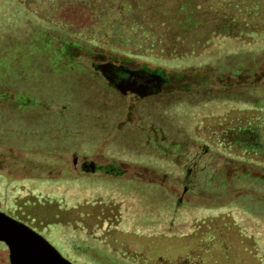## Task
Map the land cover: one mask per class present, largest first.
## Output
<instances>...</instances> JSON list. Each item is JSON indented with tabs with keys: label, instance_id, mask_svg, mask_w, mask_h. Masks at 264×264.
<instances>
[{
	"label": "trees",
	"instance_id": "16d2710c",
	"mask_svg": "<svg viewBox=\"0 0 264 264\" xmlns=\"http://www.w3.org/2000/svg\"><path fill=\"white\" fill-rule=\"evenodd\" d=\"M60 1L67 4L58 7H93L94 29L91 32L80 29L72 21L42 15L32 8L45 7L55 0H0V7L4 8L0 18V75L14 73L18 78H26L32 87H59L65 94L58 97L59 109L53 111L50 103L36 108L41 100L30 95L14 99L8 95L9 88L0 85V117L12 119L8 121L12 122L8 133L14 134L16 140H25L27 135V142L34 145L49 148L47 144L60 143L82 157L92 155L106 136V126L112 123L114 98L99 85L76 74L72 66L83 68L78 60L86 53L95 54L98 48L128 55L141 52V37L147 34L172 36L183 47L182 53L172 59L181 66L187 61L194 68L192 73L174 71L172 101L168 95L156 103V108L169 116L176 133L171 135L167 127L159 125L154 135L150 124L141 138V133L122 135L121 140L113 142L110 151L129 149L126 154L117 153L119 157L126 155L128 163L165 169L172 166L180 175V184L184 187L185 182L189 183L192 195L221 188L225 193L231 190L235 198L226 206L206 207L179 200L170 206L162 188L156 196V188L147 183L138 188L131 182L121 184L112 178L93 180L82 176L68 181H45L50 189L62 188L60 195L65 194V198L28 194L17 200L19 204L10 211L43 229L46 222L42 221L45 217L41 216V208L45 205L57 207V212L63 208L71 215H76L80 207L85 208L83 215L98 207L127 209L133 214L130 225L143 212L158 211L162 216L165 212L172 213L170 218L160 220L172 219L177 226L183 222V212L189 210V214L195 215L194 224H198L190 244L210 257L217 250L228 251L234 244L229 226L232 218L237 222L239 219L258 222L262 228L258 237L243 238L245 248L264 245V0H135L137 7H146L147 11L140 10L137 17L130 18H123L133 7L129 0H98L94 4L89 1L86 5L82 0ZM140 29L143 31L139 33ZM122 42L128 48L121 47ZM42 70L52 74L49 82L44 83ZM21 116L29 118L32 127L13 128V118ZM150 144L162 152L139 153L141 147ZM189 146H193L192 151ZM171 147L172 152L165 150ZM111 166L121 170L117 162H111ZM79 180L84 182L82 189L74 183ZM38 182L35 179L29 184L32 187ZM153 197H157L155 201ZM205 209L216 211L214 222L200 218ZM71 223L68 221L67 225ZM70 235L75 253L84 256L90 255L104 239L103 235ZM77 239L83 244L79 245ZM206 257L205 264H210Z\"/></svg>",
	"mask_w": 264,
	"mask_h": 264
},
{
	"label": "rangeland",
	"instance_id": "374dc122",
	"mask_svg": "<svg viewBox=\"0 0 264 264\" xmlns=\"http://www.w3.org/2000/svg\"><path fill=\"white\" fill-rule=\"evenodd\" d=\"M53 3L46 4L45 7L32 8L34 10H39L42 15H56L60 19L64 18L68 21H72L76 23V25L80 29L90 32L94 29V23L91 21V17L87 12L90 9L89 7H58L67 4L61 2L60 0H55V2ZM83 3L84 0H82V4ZM3 9L4 8L0 7V18H2V15L4 14ZM0 23H2L1 20ZM125 37L127 38V36ZM128 41H131L130 44L133 45V40L129 38ZM121 47L128 48V44L126 42H122ZM139 53L142 52H135L136 56H134V59L141 63H148L150 66L154 67L160 66L171 72H194V68H191V64L187 61L185 62V65L183 64L184 66H181V64H177L178 60H173L168 56L157 57L154 54L150 53ZM38 58L39 57L37 56V59ZM78 61L84 66L91 67L90 61L85 56L81 57ZM43 72L44 83L46 81L49 82L51 78L49 76H51L52 74L48 73L47 71ZM17 78V75H14V73L4 76L0 75V85H2V87L9 88L8 95H12V98L16 99L20 95H30L33 96L34 99H40L41 102L39 105L41 106L50 103L52 107L51 109L53 111L59 109V98L65 95L62 88H48L45 85L35 88L29 84V81L26 78ZM55 99H57V101ZM131 105V102H127V105L123 107V113L120 119L116 121V123H113L112 126H106V129L104 131V135L106 136L104 137V140L98 144L97 150L92 155L88 157L86 156V161H88L89 163L96 162L99 164H108L114 159L120 161L122 159H127L126 155L119 157L117 156V153L124 152L123 154H126L129 149H126V151L117 152L116 148L114 149L115 151H110V148H112L113 144L116 143V141H118L119 139L121 140L123 131L118 127V125L127 122V117L130 111H132L133 116H135V121H133L135 126L140 125L142 120H146L147 125L151 124L167 127V130L171 133V135L172 132L175 131V129H173L172 127V121L169 120V116L164 115V113L156 107L152 108L149 107L148 104L144 105L141 109V114L139 115L137 113L139 103L132 105V110L130 109ZM9 120L12 119H5L2 116L0 117V139L2 141L0 142V204L3 205L6 209H15L14 207L19 204L17 200L25 198L26 196H28V194H39L40 196H47L49 194H52L65 198V194L60 195V191L62 188H49L48 183L45 182L49 179L73 180L74 178L82 176L91 178L93 180L94 178H102V175L98 172L94 173L89 171L88 169L84 170L82 168L84 158L77 152L64 149V146H61L60 143L47 144V146L50 145L48 146L49 148H47L43 147L42 145H34L27 142V139L29 138V136L27 135H24L25 140H16L14 134L8 133V126L12 125V122H8ZM13 125V128H15V126L24 129L32 127L29 118L22 116L20 118H13ZM190 142L193 143V141ZM192 147L193 146H189L188 150L192 151ZM119 148H121V146H119ZM112 152H114L115 155ZM157 168L160 171L159 173H162L160 176L161 179H166V182L162 184V186L166 190H169L171 188L177 190L178 196H180L184 191V187L179 182L180 175L177 174V171H175L173 167H167L166 169L163 167ZM218 168L219 167L216 168L217 171ZM168 172H172V177L163 178V174ZM35 179L40 180V182L34 184V186L31 187L29 181ZM62 183L63 182H61V184ZM74 183L77 185L76 188H83V181L79 180L75 181ZM217 189L218 191L212 190L210 193L204 191L203 194H200V196L191 195L190 201L194 205L215 207L219 205L226 206L234 200L235 194L231 190H227L225 193V191L221 188ZM86 191L89 190L87 189ZM92 191L93 190H91V192ZM79 210L81 211V213H78ZM57 211L58 208L53 207L52 215H48L49 217H45L44 219H42V221L46 222V224L43 226V229L39 227L37 231H39L44 237H46L63 254V256L71 260L74 264H103L99 262V260L104 261V263H108L105 261H109L110 259L119 257V250L116 253V250L118 248L123 249V247L129 243H135L136 245H138L137 247L140 250H144L146 252V255L149 257V260L150 258L155 259L159 255H163L166 259L170 260L179 255L182 252L181 250L189 252L191 251L190 249L197 248V246H191L190 244V241H192L190 239L191 237H193L192 235L198 224H194L196 223V221L192 219L195 218V215L192 216L191 213L189 214V210H187L188 213L183 212L182 224H179L177 226L172 224V228L174 231L170 232L169 227H162V225L161 227L156 226V228L152 230V218L149 219L144 215L142 216V214L139 219L136 218V223L134 225H130V222L133 223L131 221V219H133V214L129 213V211L126 209L125 211H119V214L121 213L120 217L122 218L121 225H118L119 230H114L111 235H105L102 243L100 242L101 244H96L99 245L100 248L99 246H95L96 250L91 252L90 255H80L78 253H75L74 249L72 248V245H74V239L70 234H75L77 232L74 230L73 221L70 225H67L71 217L70 214L67 210L66 212H63L66 214V216L68 215V217H65L67 223H65V221L56 222L57 215L54 216L53 214L57 213ZM72 211L74 210L72 209ZM78 211L77 214L82 216L85 208L80 207L78 208ZM205 211L206 212H204V214L200 216V218L202 220H206L207 223L214 222L217 218L215 216L216 211L207 212L208 210L206 209ZM233 215L235 216V214ZM161 218H165V216H161ZM218 221L223 223V221ZM230 222H232V224H228L229 226H231L230 230L233 233L232 236L234 239V244L229 246L228 251L217 250L216 253L213 252L211 257L209 256V253H206V256H209V259L206 257L207 263L263 264L264 261L261 262V260L262 258L264 260V245L255 244L254 246L252 245L248 248H245L246 246L242 242L243 238H247V236L252 238L258 237L259 232H261L262 230L260 224L258 222L254 223L253 221H247L246 219H239L237 222L233 221V218ZM242 233H245L247 235H243ZM76 242L79 245L83 244V241L80 242L79 239H77ZM0 264H11L9 250L6 244H0Z\"/></svg>",
	"mask_w": 264,
	"mask_h": 264
},
{
	"label": "flooded vegetation",
	"instance_id": "af4514ba",
	"mask_svg": "<svg viewBox=\"0 0 264 264\" xmlns=\"http://www.w3.org/2000/svg\"><path fill=\"white\" fill-rule=\"evenodd\" d=\"M91 1L93 4L98 3V0H84L83 5H86L87 2ZM132 2L133 7H131V10L129 12H125V18L126 16L128 18L130 17H137L136 13L138 11H142L143 13L146 12V7H137V2L135 0H129ZM86 3V4H85ZM139 3V2H138ZM88 5H86L87 7ZM90 8V9H89ZM88 9V15L91 17V8ZM122 9V8H121ZM121 12L123 11L120 10ZM124 12V11H123ZM136 15V16H135ZM126 17V18H127ZM125 20V19H122ZM142 25H146L142 23ZM143 31V30H142ZM141 29L139 31L142 32ZM150 33V32H149ZM156 33V32H154ZM150 33L147 34V36L141 37V47H139L142 54L147 53H154L157 57L162 56H168L169 58H172V56H175L176 54L182 53L183 47H179L176 42L172 40V36L164 37L160 34H154ZM136 39H139L137 36ZM134 52V51H133ZM128 54V55H122L113 51H107L103 49H96V53L89 55L86 53L88 60L90 61L91 67L84 66L83 68H78L77 66H72L73 71L76 74L82 75L84 78H87L89 81L94 82L95 84L99 85L101 88L106 90L108 93L113 95L114 98V107H113V117L111 119L112 123H116L118 121L123 113V107L127 105V102H131L132 105H135L136 103H139V107L137 108V113L140 115L141 109L144 105H147L149 107L155 108L156 103L158 101H162L163 97L168 96L167 98H170L169 100L172 101V89H174V85H172V81L176 82V78L172 75L173 72L166 70L160 66H150L148 63H141L139 61H136L134 59L135 53ZM64 57L66 58V54H64ZM71 63L74 64L73 60ZM140 70H146L151 73L158 74L161 77V82L153 85L150 90L152 91L150 94L146 96H140L136 94H124L121 89L118 87V85L122 82V80H128L133 79V73L140 71ZM61 77L62 74H59ZM173 87V88H172ZM43 104V103H41ZM130 106V109L132 110L133 106ZM42 107L41 105L36 106V108ZM23 110L24 112H29L28 109H19L18 111ZM133 121H135V116H133V112L130 111L127 117V122L121 123L118 125L120 129H122L123 136H135L136 133H141L139 137L141 138L142 133H144L148 126L146 120H142L141 124L138 126H135ZM133 125H132V124ZM129 124V125H127ZM156 125H152V128H154V132L156 135ZM159 127V126H158ZM158 135V134H157ZM150 147H141L138 151L139 153H145V152H155V153H161L162 150L158 147H151L152 144L149 145ZM165 150L172 152L171 148H166ZM123 151V150H118ZM83 163L82 168L84 170H89L94 173H100L102 175V178H112L117 180L118 183L125 184V182H131L138 185V188L145 187V184H150L153 186V188L156 190L155 193H157L156 196L160 195L161 188L163 190V193L165 194V197L167 198V202L170 206L176 201L179 200L180 203H183L184 201L189 202L190 197L192 193L190 192V186L188 182H185L184 185V191L183 193L178 196V192L175 189H169L166 190L162 184L166 182V179H161V174L159 173V169L154 165H148L144 163H128L124 159L120 160H112L108 164H99L96 162H88L86 161V157H83ZM111 162H117L119 163L120 171L117 170V168H114L111 166ZM125 162V163H124ZM172 167V166H171ZM170 167V168H171ZM163 178H171L172 172L164 173ZM116 182V183H117ZM157 197H153V200ZM155 201V200H154ZM114 209V208H113ZM0 210L6 212L7 214L27 223L28 225L32 226L34 229H38L39 227L33 223V221H30L29 219H25L23 217H20L18 215H15L10 210H4L3 207L0 206ZM53 209L50 208L48 205H45L41 208V213L43 217H49L52 215ZM66 210L63 208L60 209L59 212L56 213L57 218L56 222H62L65 221L66 216L65 213ZM49 215V216H48ZM54 215V214H53ZM79 214L76 213V215L70 214L69 221H73L74 230H76L79 234H92V235H111L114 230H119L118 225H121L122 218L120 217L121 213L119 214V210L115 208L112 210V208L107 207H98V208H92L91 212L85 213L83 216H78ZM146 216L149 219L152 218V230H154L157 227H169L170 232L174 231L172 228V219L167 221H161L162 213L158 211H149V212H143L142 216ZM165 217L170 218L172 216V213H164ZM135 243H129L126 246L122 248H118L116 250V253L118 252L117 258L110 259L109 261H105L108 263H104V261H100L103 264H205L206 253L204 251L202 252L199 249H190L191 251L186 252L185 250H181L182 252L177 255L173 259H166L165 256L159 255L157 258H153L150 260L149 257L146 255V252L144 250H140ZM192 248V247H191ZM93 250H96L94 247ZM186 252V253H185Z\"/></svg>",
	"mask_w": 264,
	"mask_h": 264
},
{
	"label": "water",
	"instance_id": "95a60500",
	"mask_svg": "<svg viewBox=\"0 0 264 264\" xmlns=\"http://www.w3.org/2000/svg\"><path fill=\"white\" fill-rule=\"evenodd\" d=\"M158 74L146 70L133 73V79L118 85L124 94L146 96L161 82ZM0 242L9 250L11 264H74L39 231L0 210Z\"/></svg>",
	"mask_w": 264,
	"mask_h": 264
}]
</instances>
